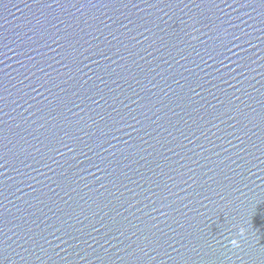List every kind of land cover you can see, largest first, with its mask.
Returning <instances> with one entry per match:
<instances>
[{
  "label": "water",
  "instance_id": "obj_1",
  "mask_svg": "<svg viewBox=\"0 0 264 264\" xmlns=\"http://www.w3.org/2000/svg\"><path fill=\"white\" fill-rule=\"evenodd\" d=\"M0 264H264V0H0Z\"/></svg>",
  "mask_w": 264,
  "mask_h": 264
}]
</instances>
